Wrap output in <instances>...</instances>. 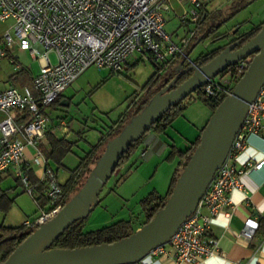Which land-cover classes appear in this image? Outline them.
Listing matches in <instances>:
<instances>
[{
    "label": "built area",
    "instance_id": "1",
    "mask_svg": "<svg viewBox=\"0 0 264 264\" xmlns=\"http://www.w3.org/2000/svg\"><path fill=\"white\" fill-rule=\"evenodd\" d=\"M169 1L0 0V23L12 21L3 35L5 46L11 49L17 42L19 49L28 51L40 65L31 87L22 90L0 88V115L3 116L0 119V175L15 168L24 190L33 196L35 185L28 176L30 163L24 162L25 149L35 148L30 161L38 164L43 157L38 145L49 121L44 110L59 100L87 69L94 67L119 73L135 56L147 57L160 67L179 56L185 57L184 48L203 19V2L183 0L189 3L190 10L181 16V21L192 22L194 29L189 38H183L177 45L164 30V14L169 10ZM51 53L55 55V63L49 58ZM250 61L251 58L240 61L218 79L209 80L199 94L208 100L229 96ZM263 125L264 83L248 104L227 156L194 212L166 243L150 250L146 257L170 258L174 264H197L218 251L217 242L209 237V230L219 215L231 216L225 209L231 204V192L242 189V175L264 166V149L260 161L249 160L242 167L236 165L247 138L259 135ZM37 182L43 186L41 196L45 205L32 220L24 222L27 230L51 220L66 202V193L47 164ZM244 225L241 236L250 240L258 223L249 218Z\"/></svg>",
    "mask_w": 264,
    "mask_h": 264
},
{
    "label": "water",
    "instance_id": "2",
    "mask_svg": "<svg viewBox=\"0 0 264 264\" xmlns=\"http://www.w3.org/2000/svg\"><path fill=\"white\" fill-rule=\"evenodd\" d=\"M237 45L238 42L228 45L201 67L190 66L183 71L186 74L192 70L187 80L172 90L171 82L155 94L142 112L132 118L117 137L108 141L103 154L78 192L51 220L40 225L0 264H137L150 250L166 243L196 209L214 173L227 156L232 140L245 118L248 104L264 83V24L255 36L238 49ZM247 58H251L247 69L234 85L231 94L212 112L170 196L148 223L114 243L74 249H49L69 226L86 218L98 206L100 192L134 142L175 104Z\"/></svg>",
    "mask_w": 264,
    "mask_h": 264
},
{
    "label": "crops",
    "instance_id": "3",
    "mask_svg": "<svg viewBox=\"0 0 264 264\" xmlns=\"http://www.w3.org/2000/svg\"><path fill=\"white\" fill-rule=\"evenodd\" d=\"M259 1H262V5L259 8V17L263 16V18H261L258 23H254V21L252 22L249 19H239V16L243 12L251 9L249 7L253 6ZM182 3V0H170L169 10L165 12V15L169 17L173 16L177 19V14L181 11L180 6L182 5ZM210 3L211 0H205V4L203 5V19L198 27V30L194 32L193 36L188 40V43L184 48L186 57L179 56L173 60H170L166 64V66L163 67V70L157 68V71H159V73L162 71L163 74H165L168 69H171L169 76L173 75L174 73L181 70L182 62H184L183 65L185 66L194 61L195 59H191L190 55H188L189 46L193 43V41H198V43L202 42L203 36L208 35L211 29H213L215 26H218L222 22L220 21V23L217 24L214 22V25H210L209 20L215 19L218 14H222L221 12L223 10L225 11L228 9V11L225 13V17L223 18L230 19L227 20L219 29H217V33L213 35L212 38L220 36V38H215L214 40L221 41L223 42V44L213 49L212 51L225 47L233 39H236L242 34L250 32L255 27L264 23V0H224L223 5L216 8L209 5ZM4 24H6V22ZM190 28V25L184 24L183 26L180 25L177 31L169 33L172 42L178 45L183 38H189V34L190 32H192ZM3 35L0 32V88L6 89L9 87H14L22 90L23 88L31 87L32 79L39 73L40 65L38 60L32 57L28 51L20 50L17 42H14L12 48L8 49L4 44ZM199 36H201L200 39H198ZM145 58L147 57L138 56V59L132 58L127 62L125 69L128 70L132 67V65H134V63L136 64L139 61L144 60ZM34 61L38 66L35 70L31 65V62ZM159 73H157L158 77H160ZM162 83L159 88L163 86ZM158 89L153 87L150 92H156ZM65 92L62 94L59 100H57L55 103L44 110V113L47 115L49 121L46 126L43 140H41L38 145V149L43 156L42 159L39 160L38 164H34L30 161L32 160V156L35 153V148L28 146L25 149L24 162L30 163V171L28 172V176L29 178H31V183H34V181H38L42 178L44 164H47L57 175L59 174L60 168L64 171L66 176L65 182L63 184L59 183L60 185H65L70 180L72 172L78 168L82 160L81 157H79L78 153H76L78 158H76V156L75 158H69V161L73 159L72 162H75L76 159H80L77 165L74 167H71L69 165V162H66V157L63 160L62 158L64 156L58 159V153H54L52 151V147L49 141V138H54L55 140H65L66 142L72 144V153L74 152V148H79L78 146H80L81 142H84L83 145H85V147L89 149L86 154H91V158L85 168V171L81 173L78 178L77 175L74 178V180L77 178L76 187L83 186L91 171L94 169L97 160H99V158L103 154L106 145L110 140V133L113 131L112 128H115L118 122H120L119 120L117 123H114V125L110 127V129H108L106 133L100 134L101 137L98 138L95 144L85 141L83 139L84 135L81 132L73 131L74 122L70 121V123H66V121H64L65 119L62 115L64 114L63 111L60 114L56 113L57 108H59V111H61L60 108H66L71 104V100L67 98ZM2 118L3 116L0 115V119ZM61 122H64V124H61ZM79 124L86 127L88 125V122H80ZM204 126L201 128L192 127L191 130H189V132L192 131V134L194 135V138L192 139L188 136L185 137L182 131L176 132L178 134V139L183 143V145H181L182 147H180V145L176 142L177 137L175 136V134L168 133L167 130H169L170 127L160 135L149 133L142 139L141 143L138 146V150L141 149L140 157L143 158L148 156L147 161L150 162L154 157L161 158L165 153H170L172 148H176L179 151H185L197 139V137L200 135V131L204 128ZM263 149L264 125L259 135H250L247 138L245 149L238 156L236 162L237 167H242L249 160L260 161L263 158ZM84 150L86 149H83V151ZM52 152L54 153V156L58 157V161L56 159L47 157ZM73 154H75V152ZM155 154H157L158 156H155ZM52 161L56 163L57 166H55L57 168L54 167ZM176 161L177 167H175L173 172L168 176V178L170 179L166 190L162 192L156 189L155 191L160 196H164L167 193L172 175L178 168L181 159L179 157H176ZM23 167L24 166L22 165V168ZM122 167L121 169L119 168L120 170L118 169L114 173L119 174L123 169ZM10 174H12L17 182L21 184L19 178L16 176L15 168H10L7 171L3 172L0 175V181H6L5 178L10 176ZM240 182L243 186L242 189L234 190L231 192L229 196L231 204L225 209V211L228 212L231 216L228 218L224 214L219 215L218 217H216L209 230V237L213 238L217 242L218 251L213 256L206 258L197 264H264V236L256 235L255 232L250 240H246L241 236V232L245 227L244 223L249 218L256 220L257 223L261 221L264 225V166L260 170L252 171L250 173L242 175ZM74 195H72V197ZM9 198V193L6 190H0V207L2 209H4L5 207H9L11 203V199ZM35 205L39 209L36 203ZM1 216H3V221L2 223H0V226L8 228H18L7 224L8 214H0V217ZM144 220L145 218L143 215L142 218H140L139 216L132 218L129 217L125 221H130L131 228L136 231L141 227V224L144 222ZM137 264H174V262L170 258L150 259L146 257Z\"/></svg>",
    "mask_w": 264,
    "mask_h": 264
},
{
    "label": "rangeland",
    "instance_id": "4",
    "mask_svg": "<svg viewBox=\"0 0 264 264\" xmlns=\"http://www.w3.org/2000/svg\"><path fill=\"white\" fill-rule=\"evenodd\" d=\"M182 2L180 6L181 11L177 14V19L164 14V30L168 35H170L169 33L177 31L180 25L183 26L185 24L182 23L181 16L189 12L190 5L187 1L182 0ZM202 2L204 5L205 0H202ZM223 3L224 0H211L209 5L216 8L223 5ZM261 5L262 1H259L253 6H250L249 8L251 9L243 12L239 16V19H249L252 22L254 21V23H258L263 18V16L259 17V8ZM227 11L228 9L223 10L221 12L222 14H218L215 19H210V25H214V22L216 24L220 23V21L226 19L223 17H225ZM11 24L12 21H8L6 24L0 23V32L2 35L8 30ZM186 24L191 26V30L194 29L192 22ZM216 33L217 31L205 37L200 43L193 41L188 50L190 58L196 59L221 46L223 42L215 41V38H212ZM49 58L52 63L56 62L53 53L49 54ZM134 58L138 59V56ZM31 65L34 70L38 67L35 61L31 62ZM170 71L171 69H168L165 74L162 71L160 73L158 72L160 77L150 84L151 77L154 73H157V67L147 58L136 64L134 63L131 68L128 70L124 69L119 73H111L108 70H98L91 67L66 89L65 95L71 100V104L66 108H60L61 111L57 108L56 113L60 114L63 111L64 121L66 123H70V121L74 122L73 131L81 132L84 135L83 139L85 141L95 144L98 138L101 137L100 134L106 133L114 123H117L126 115H130L135 107L141 101L145 100L146 97L150 98L151 94H149V91L153 87L158 89L162 81V85L165 84V81L169 78ZM219 77H216V79ZM223 78L225 79V76ZM204 99L203 97L199 98L196 93H193L183 100L184 110L174 119L169 126L170 128L168 127L169 130H167L168 128L166 129L168 133L175 134L177 137L176 142L180 147H182L181 145L183 143L178 139L176 132L182 131L185 137L188 136L192 139L194 135L189 130L192 127H203L211 116L213 111ZM80 122H88V125L84 127L79 124ZM83 144L84 142H81L80 146H78L79 148H74L75 154L71 151L73 149L72 146L71 150L64 155L62 160L66 157V162H69L71 167L76 166L80 159H74L75 162H72L73 159L69 161V158H75V156L78 158L76 153H78L81 159L88 156L86 152L89 149ZM83 149L86 150L83 151ZM140 154L141 149L138 150L137 148L131 157L116 169H121L124 166L120 173H114L105 184L99 194L100 202L98 206L83 222V232L96 231L117 222L125 221L129 217L139 216L142 218V200L147 198L150 193L155 192L156 189L162 192L166 190L170 179L168 176L177 167L176 158H172L169 156V153H165L161 158L154 157L153 160L148 162V156L142 158ZM155 156L158 155L155 154ZM52 163L57 168L56 163L54 161ZM56 177L58 183L63 184L65 182L66 176L61 168L59 169V174H56ZM5 179L6 181H0V190H6L9 193L11 203L9 207H5L4 209L0 207V214H8L7 224L13 227H20L25 221L32 220L38 215L40 210L36 207L31 195L24 190L12 174ZM2 221L3 216L0 217V223Z\"/></svg>",
    "mask_w": 264,
    "mask_h": 264
},
{
    "label": "trees",
    "instance_id": "5",
    "mask_svg": "<svg viewBox=\"0 0 264 264\" xmlns=\"http://www.w3.org/2000/svg\"><path fill=\"white\" fill-rule=\"evenodd\" d=\"M230 18H227L226 20H223L218 26H215L213 29H209L210 33L208 35L203 36V39L205 37H208L212 35L217 29H219L227 20ZM264 24V23H263ZM259 25L255 27L250 32H247L245 34H242L238 36L236 39H233L228 45L233 44L235 42H238V45L236 49L241 47L243 44H245L249 39H251L257 32L260 30L261 26ZM220 38V36L215 37ZM228 45L221 49H216L206 55H202L197 57L194 61L187 65H182L181 63V70L174 73L173 75H170L168 80L163 84L161 88H159L156 92H150V98H147L143 101H141L135 109L132 111L130 115H126L124 118L120 119V122H118L117 126L115 128H112L113 131L110 133V140L117 137L123 128L129 123V121L137 116L139 113L142 112V110L148 105L152 97L157 94L160 90L168 86L171 82L173 83L171 86V90L174 89L176 86L183 83L185 80H187L192 75V70H189L186 74H183V71L188 70L190 66H197L201 67L204 64L208 63L212 59H214L216 56L219 55ZM186 57V54H185ZM186 61V60H185ZM152 63L160 70H163V67H160L158 64ZM159 71H157L158 73ZM157 73H155L150 80V84H152L157 78ZM200 89H198L195 93L198 95V97H202L200 94ZM189 97V96H188ZM225 98V96H221L220 98L216 100H208L204 99V101L207 103V105L210 106L211 110L214 111V109L219 105V103ZM186 99V98H185ZM184 99V100H185ZM185 106L183 104V101L178 102L173 107H171L159 120H157L150 129L141 137L139 140L134 142L130 149L123 155L122 159L118 163L117 168L122 165L125 161H127L131 155L134 153V151L138 148L139 144L141 143L142 139L149 133L160 135L166 131V129L171 125V123L176 119L184 110ZM203 130V129H202ZM200 131V133L202 132ZM52 151L54 153H58V157L54 156L53 152L48 155L47 157L51 159H58L62 158L67 152H69L72 148V144L66 142L65 140H55L54 138H49ZM199 143V136L197 139L190 145V147L185 151H179L176 148H172V150L169 153V156L172 158L179 157L181 159V162L178 165V168L174 171L170 185L168 188L167 193L164 196L158 195L156 192H152L148 195L147 198L142 200V212L144 215V222L141 224L143 226L144 224L148 223L155 214L164 206L167 198L170 196L171 191L176 183L177 178L180 176L183 167L186 165V163L189 160V157L195 150L196 146ZM58 158V159H57ZM91 158V154L86 156L84 159L81 160L78 168L72 172L70 180L65 184L61 185L62 189L66 193V202L65 204L71 199V194H76L78 190L82 187H76L77 185V178L81 173L85 171V168ZM98 161V160H97ZM116 168V169H117ZM116 171V170H115ZM77 175V178L74 180L75 176ZM31 179V178H29ZM35 185L34 193H33V200L37 204L39 208L43 207L45 205V201L43 200L41 194L43 190V186L41 183H38L37 181H34L32 183ZM73 194V195H74ZM87 218V217H86ZM79 220L75 223H73L71 226H69L50 246L49 249H74V248H82V247H88V246H95L100 245L104 243H114L116 241H119L125 237L130 236L135 231L131 228V222L130 221H120L113 225H110L108 227H104L102 229L91 231V232H83L82 226L83 222L86 219ZM37 229V228H36ZM36 229L34 230H27L24 226H20L18 228H8L0 226V262H4L16 249L18 245H20L28 236H30ZM256 235L264 236V225L261 221L258 222V227L255 231Z\"/></svg>",
    "mask_w": 264,
    "mask_h": 264
}]
</instances>
